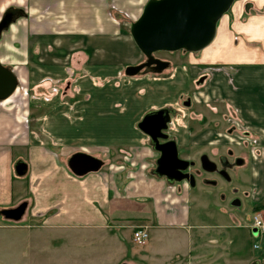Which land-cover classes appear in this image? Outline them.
I'll list each match as a JSON object with an SVG mask.
<instances>
[{
	"label": "rangeland",
	"instance_id": "1",
	"mask_svg": "<svg viewBox=\"0 0 264 264\" xmlns=\"http://www.w3.org/2000/svg\"><path fill=\"white\" fill-rule=\"evenodd\" d=\"M234 1L218 21L215 38L205 48L202 59L210 58L213 61V55L227 51L226 59L221 63L229 64L230 60L239 64V61L252 62L256 59L255 54L259 53L261 57L256 60L264 66V0ZM146 2L147 0H0V15L8 7H18L23 12L0 40L1 64L12 69L20 80L17 96L10 98L6 105L1 103L0 109L13 108L11 113L22 112L23 120H27L22 125L31 129L38 127L39 133L41 123L32 124L35 117L39 118L50 111L55 113L57 105L54 104L59 107L69 106L71 111L75 103L87 98L88 102L77 105L69 115L74 118L73 126H68L64 136L72 140L70 146L59 145L54 148L56 153H61V162L66 165L68 157L75 152L97 153L95 157L104 162L101 169L106 171L111 165V171L119 175L121 180L126 179L127 175H131L130 179H135V172L138 170L156 178L151 175L155 154L149 148L147 138L136 129V124L149 110L164 107L149 106L156 104L159 98L172 97L176 92L181 94L178 99L174 97L169 105L176 113L170 119L169 133L177 138V151L182 159L191 160L198 165V157L202 153L208 156L213 151L214 146L206 144L212 140L226 141L223 135L240 144V147L232 144L227 147L235 153L244 149L248 155L246 170L239 169L233 175L231 173L233 178L231 176L229 183L219 181L216 187H211L197 179L188 205L193 237L198 234H203L204 238L206 234L215 237L216 233H221L223 238L231 242L229 253L236 263L244 259L248 261L247 264H253L250 262L253 258L264 264V234H254L250 228L253 214H264V209L254 211V207L260 206L259 203L241 195L243 191L254 197L264 194V186L256 185L257 187L251 188V168L255 170L264 165V127L258 128L255 123H251L252 117L246 119L249 113L243 115L244 112H250L256 116L259 111L264 110V105L257 108L243 106L239 109L226 100L220 102L215 99L219 96L215 89V73L218 72H215L217 69L213 70L217 64L206 65L209 69L206 74L201 75L204 80L199 79L201 76L195 79L188 64V59L193 54L181 51L153 54L155 58L173 65H187V75L181 74L180 78L176 77L171 82L176 92L173 89L165 92L153 91L148 87L147 90L144 89L145 80L170 79L174 73L171 68L160 74L149 72L147 75L125 77L126 66L137 65L144 59L134 45L129 29ZM244 3H250L245 12ZM234 39L238 40L237 45L234 44ZM196 54L198 57L201 53ZM221 69L224 72L225 68ZM88 77L92 78L91 81L97 88H92L87 83L86 93H80L86 88L84 84ZM244 77L248 84L254 80L252 76ZM238 79L243 78L237 77L236 80ZM193 96L200 102L204 99L208 101L193 107ZM186 99L191 102L188 108L181 105ZM81 107L85 113L83 110L77 111ZM201 116L202 119L198 120ZM131 128L135 130L129 147H115L108 149L109 152L103 149L100 152L92 147L73 143L75 139L86 142L87 134L94 135L95 139L89 142L96 143L94 141H101L102 134H113L117 130L118 136H122L126 129ZM219 150L221 152L225 149ZM242 171L246 175L239 182L235 176L242 174ZM253 182L256 184L257 180ZM233 189H237L238 193L233 194ZM235 197L239 198L238 206L230 202ZM262 203L264 205V201ZM26 213L25 211V216ZM25 216L19 222L0 218V264H108L103 263L108 254L113 255L114 262L129 261L130 254L143 249L159 252L161 263L165 257H172L181 250L183 233L187 231L182 227L151 228L149 238L143 246H139L132 242L133 228H121L117 231L112 229L117 232L120 241L118 244L108 238L105 241L91 239L98 235V231L90 227L41 226L39 221L29 223L24 220ZM253 245L260 246V249L255 250ZM120 247L122 252L119 253ZM138 264L143 262L138 261Z\"/></svg>",
	"mask_w": 264,
	"mask_h": 264
},
{
	"label": "crops",
	"instance_id": "2",
	"mask_svg": "<svg viewBox=\"0 0 264 264\" xmlns=\"http://www.w3.org/2000/svg\"><path fill=\"white\" fill-rule=\"evenodd\" d=\"M204 50L200 51L201 54L198 57L196 53H186L193 54V57L191 56L189 59L187 57V59L190 60L188 61L189 70L193 72L195 79L209 69L206 67L207 64L212 65L226 59L227 51H222L211 57L213 61L210 58L203 60ZM255 57L258 59L261 56L257 53ZM256 59L248 63L239 61V64L228 60L229 64L223 67L225 68L224 72L221 71V67H218L220 69L215 71L218 72L215 73L217 78V88L215 89L219 92V96L215 99L220 100V102L226 100L239 109H242L243 106L257 108L259 105H264V66ZM174 65V73L170 79L145 80L144 89L147 90L148 87L150 90H160L161 92L162 90L165 92V90L173 89L176 92L177 90L174 89L171 82L176 77L180 78L181 74L187 75L185 70L187 65ZM244 75L254 77L252 83L248 84ZM237 77L243 79L236 80ZM88 78L84 84L86 88L84 90L79 89L81 90L80 93L84 91L83 94L86 93L87 83L92 88H97L93 85L92 78ZM177 94L176 92L172 97L159 98L156 104L149 106H165L172 102L174 97L178 99L181 96V94ZM196 95H200V93H196ZM16 96L17 90L11 98ZM193 98L196 102H200L196 96ZM9 99L2 104L6 105ZM167 99L170 101H166ZM84 100H82L84 103L88 102L87 98ZM206 101L204 99L201 102L205 103ZM83 102L75 103L71 111L69 106L59 107L58 104L51 103L57 105L55 113L50 111L46 115L32 119L33 125L41 123L39 133L38 127L31 129L22 125L23 122H27L26 119L23 120L22 112L11 113L10 110L13 108L0 109V211L14 208L20 203L26 202L27 213L26 216L24 215V220H28L29 223L39 221L41 226L56 228L74 225L83 228L90 227L98 231V235L91 237V239L105 241L108 238L118 244L120 241L116 235L117 232H113L112 229L117 231L127 227L131 230L132 228L143 227L149 238L151 228L182 227L186 228L187 231L183 233V242L180 244L181 250L175 252L172 257H165L164 261L160 263L159 252L155 253L156 250L143 249L136 254H130L129 262L132 264H138V261L143 262V264H235L236 261L229 253L231 242L223 238L221 233H216L215 237H209L208 234L205 238L203 234L193 237L191 232L193 225L190 226L189 223L188 207L191 190L187 183L169 185L164 179L149 177L140 170L135 172V179H130L129 176L131 175H127L128 179L121 180L119 175L111 171V165L106 171L100 169L96 173H90L81 178L73 176L68 171L66 165L60 160L61 153H56L54 148L59 145L70 146L72 140L64 136V131H68V126L73 124L74 118L70 117L71 112H74L75 107ZM47 107L49 108V106ZM78 110L84 112L83 107ZM247 113L249 115L246 119L252 117L251 123H255L258 128L264 127V110L259 111L256 116L250 112H244L243 115ZM134 130L133 128L126 129L122 136H118L117 130L113 134H102L100 136L102 137L101 141H94L97 144L89 142V140L95 139V136L91 134L85 136L86 142L82 139L79 141L75 139L73 143H80L81 146L92 147L100 152L107 149L109 152L108 149L112 150L115 147H129V143L133 140ZM173 137L177 139L175 136ZM177 144L179 145L178 141ZM182 144L185 145L186 143ZM89 155L95 156L97 153H89ZM17 160H22L27 164V174L24 177L14 175L13 164ZM263 167L262 164L255 170L253 167L251 168V188L257 187L256 185L264 186ZM253 180H257V183L255 184ZM250 198L253 202H258L260 206H264L262 203L264 194L259 197L250 194ZM0 218L2 217L0 216ZM259 249L260 246L255 250ZM118 251L119 253L122 252V248L120 247ZM112 260L113 255L108 254L104 257L103 263L117 264L120 261L115 260L114 262ZM247 262L243 259L236 264H247ZM250 262L260 264L258 260L253 258Z\"/></svg>",
	"mask_w": 264,
	"mask_h": 264
},
{
	"label": "water",
	"instance_id": "3",
	"mask_svg": "<svg viewBox=\"0 0 264 264\" xmlns=\"http://www.w3.org/2000/svg\"><path fill=\"white\" fill-rule=\"evenodd\" d=\"M234 0H147L139 17L130 25V37L145 61L124 68L125 77L160 74L169 67V62L153 56L156 52L198 53L214 40L217 23L229 10ZM4 16L0 22V34L7 29L10 21ZM18 87V79L12 69L0 62V102L10 98ZM174 110L161 108L146 112L136 124V129L150 140L152 150L159 154L151 175L164 179L169 185L182 182L195 185L194 177L185 171L193 164L178 156L176 141L167 140L165 133L170 116ZM159 140H167L159 143ZM104 162L84 152H75L68 157L66 166L69 172L78 178L96 173ZM201 169L212 173L214 164L206 155L200 157ZM27 164L17 160L13 164L16 177L27 174ZM205 184L214 186L215 181L205 180ZM239 203L235 204L238 206ZM27 203L23 202L11 209L0 211V216L10 222H19L23 218ZM254 234L256 229H252Z\"/></svg>",
	"mask_w": 264,
	"mask_h": 264
},
{
	"label": "flooded vegetation",
	"instance_id": "4",
	"mask_svg": "<svg viewBox=\"0 0 264 264\" xmlns=\"http://www.w3.org/2000/svg\"><path fill=\"white\" fill-rule=\"evenodd\" d=\"M249 4L250 3H244L243 4L244 12H245V10L247 8H249ZM6 15L8 16L7 18L10 21V24H9L7 29H5V30H3L1 32L0 40H1L2 36H3V34L11 27V25L14 22H16V20L23 15V12L18 7H8L6 9H4V11H2V13L0 15V22L2 21L3 17L6 16ZM233 42H234L235 45L238 44V40L237 39H234ZM143 61H145V59H143ZM221 62H223V61H218V62L212 64V66L217 64L213 70L220 69V68H218L219 66L220 67L226 66V64L223 65ZM174 66L175 65H173V64H171L169 62V67L167 69L171 68L173 70ZM167 69H165V70H167ZM147 71L152 73L151 68H148ZM199 79L201 81L204 80V76L199 77ZM197 104H201V103L200 102H196L194 100V98H193V107H195ZM169 105H171V104L169 103V104H167V106L165 105L162 108H168L169 110L173 109L172 106H169ZM181 105H182V107H187L188 108L191 105V102H190L189 99H186L185 101L181 102ZM159 109H161V108H159ZM173 110H174V113L170 116V119L174 115H176L175 109H173ZM201 119H202V116L198 120H201ZM169 131H170V121L168 123L167 131H165V133H167V135H168L167 140L173 139V140L176 141V139L169 133ZM223 136L226 138V141L225 140H221V141L220 140H215V141L212 140V141H210V142H208L206 144V146H208V145L214 146L213 149H212L213 151H211L210 155H208L210 157V159H209V157L206 154L202 153L198 157V165L196 163H194L193 161L188 160L189 162H193V164L185 172L190 174V175H192V177H194V182L195 183H196L197 179H199L201 183H204L205 180H212V181H215L216 184L214 186H212V185H209V186L216 187L218 185L219 181H222L224 183H229V181L231 180V176L233 175V173H235L236 170H239V169H243L244 171L246 170L248 155H246V152L244 151V149H242L239 152L235 153L233 151V149L227 147V145L228 144H232V145H236L237 147L238 146L240 147V144H238V142H236L235 140L227 137L226 135H223ZM145 137L148 140L149 148L152 149L151 146H150L149 138L147 136H145ZM167 140H159V143H164ZM193 144L196 145V143H193ZM176 145H177V141H176ZM220 148H224L225 150L220 152V150H219ZM153 153L155 154V158H154V162H153L154 167H155V160L158 158L159 154L154 152V151H153ZM202 155H206L208 160L211 161L214 164V169L215 170L212 173L205 172V171H203L201 169L200 157ZM179 158H181V157L179 156ZM231 173H232V175H231ZM244 175H246V173L242 171V174L236 175L235 178L240 182V180L242 179V177ZM207 176H210V177H207ZM249 176H250V174H249ZM232 178H233V176H232ZM188 184L189 183H187V185ZM188 187H189V185H188ZM192 189H193V187L190 188V190H192ZM232 191H233V194L234 193H236V194L238 193L237 189H233ZM241 195L243 197H245V198L247 197V198L251 199L250 198V194L248 192H246V191L241 192ZM230 202H232L231 203L232 205H235V204L239 203V198L235 197ZM117 264H132V263L127 261V260H123V261H119Z\"/></svg>",
	"mask_w": 264,
	"mask_h": 264
},
{
	"label": "built area",
	"instance_id": "5",
	"mask_svg": "<svg viewBox=\"0 0 264 264\" xmlns=\"http://www.w3.org/2000/svg\"><path fill=\"white\" fill-rule=\"evenodd\" d=\"M251 229H256L257 232L264 234V214L255 213L252 216V223L250 225ZM148 238V234L143 227H139L134 229L132 232V241L136 245H143ZM253 248H258L257 245L253 246Z\"/></svg>",
	"mask_w": 264,
	"mask_h": 264
},
{
	"label": "trees",
	"instance_id": "6",
	"mask_svg": "<svg viewBox=\"0 0 264 264\" xmlns=\"http://www.w3.org/2000/svg\"><path fill=\"white\" fill-rule=\"evenodd\" d=\"M261 209H263V207H261V206H256V207L254 208V211L261 210Z\"/></svg>",
	"mask_w": 264,
	"mask_h": 264
},
{
	"label": "bare ground",
	"instance_id": "7",
	"mask_svg": "<svg viewBox=\"0 0 264 264\" xmlns=\"http://www.w3.org/2000/svg\"><path fill=\"white\" fill-rule=\"evenodd\" d=\"M8 99H9V98H8ZM8 99H7V100H8ZM5 101H6V100H5ZM3 102H4V101H3ZM3 102H1V103H3Z\"/></svg>",
	"mask_w": 264,
	"mask_h": 264
}]
</instances>
